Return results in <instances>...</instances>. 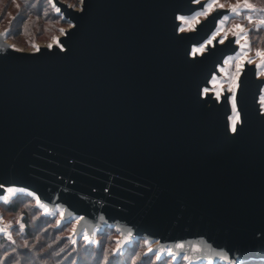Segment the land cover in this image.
Wrapping results in <instances>:
<instances>
[{
  "label": "water",
  "instance_id": "water-1",
  "mask_svg": "<svg viewBox=\"0 0 264 264\" xmlns=\"http://www.w3.org/2000/svg\"><path fill=\"white\" fill-rule=\"evenodd\" d=\"M56 4L69 24L56 36L65 51L54 42L17 51L0 30V203L23 194L44 216L76 218L71 241L113 228L118 252L142 238L160 255L184 241L188 254V241L203 240L212 264L264 260L259 62H245L237 92L245 126L233 136L229 101L201 93L219 88L212 81L224 79L239 46L215 42L193 54L230 8L183 29L178 17L201 10L192 0ZM7 187L27 191L6 202Z\"/></svg>",
  "mask_w": 264,
  "mask_h": 264
},
{
  "label": "rangeland",
  "instance_id": "rangeland-1",
  "mask_svg": "<svg viewBox=\"0 0 264 264\" xmlns=\"http://www.w3.org/2000/svg\"><path fill=\"white\" fill-rule=\"evenodd\" d=\"M64 1L68 2L69 4L75 7H78L80 2V0H64ZM208 2H210V0H208ZM219 2L225 4L226 7H229V5L236 3L237 0H219ZM251 2L254 4L256 8V11L252 14L254 16L264 15V12L260 11L261 9H264V0H251ZM50 7L51 6L47 3V0H0V30H5L7 33L6 39L12 45L14 44L17 48L20 49L32 50L34 49L33 44L35 45L49 44L53 42L52 39L53 37H56L58 34L61 33V29H64L66 26L69 25L67 22L61 23L58 19L54 20L52 15L54 14L53 12L55 11L52 7L51 8ZM191 17L192 15L188 16L187 19L191 21ZM228 17L229 19L224 24L225 31H227L229 28L232 27V25L237 23L243 24L246 29H251L253 27L252 25L248 24L246 19H244V15L236 16L235 14L232 13L231 15H228ZM191 27H192L191 24L185 22L182 25L183 29H188ZM249 39L251 42L252 50L248 54L253 58L254 62H259V58L255 56V49L257 48L264 49V27H262L259 32L256 31H252V33L249 32ZM241 41L244 42L243 40ZM238 54L239 52L234 56H231L233 57L232 62H227L228 61L227 59L226 67L224 68L223 71L224 79L217 80L218 82L217 86L221 87L225 85L228 87L227 74L230 71H234L235 57ZM213 81L212 83L214 84ZM17 192L18 191L14 193H8L7 198L13 196ZM24 210L27 211L26 213L29 214V218L31 219V224H30L31 226L30 232L32 233L31 236H29L28 233L27 234L24 233L25 229L22 220L23 217L22 211ZM0 216H1V220L6 224V229L5 231H2V233L5 236H7L8 239L3 234H0V236L5 237L6 241L9 242L8 245L0 241L1 242L0 264H5L3 262L4 259L3 257H6L7 255L5 254L6 253L5 249L9 250L11 248L10 245L13 244L15 245L18 244L19 246L21 245L23 246L22 248L32 247L33 249L37 245L34 251L40 258L39 259L40 264H53L48 257H43V256H45L49 251V246H53L56 242H61L63 240V237L65 236H67V238L70 237L72 228L76 221V218H72L69 222H59L58 221L59 213L58 211H56L55 216L53 217L54 220L53 224H50L49 222H45V221H43V223L38 222L40 221V219L37 217V214L34 213L32 209H29V203L27 202L22 203L20 210L15 213L7 210H2L0 208ZM45 217L48 218L50 216H45ZM21 225L23 227H21ZM66 225H68L67 229L65 230L66 234H62V233L55 234V232H53V228H59L61 226H66ZM9 236L11 238H9ZM83 236L84 235H81L80 238L78 239L73 238V241H75L76 243L79 239H82ZM117 236L118 234L116 232L114 235L111 236V239L114 242L113 249L115 248L116 245L115 238ZM98 238L99 237L97 234L96 239L94 241L96 242L101 241L98 240ZM106 239H107L106 241H108L109 237H106ZM138 239L139 238H137L136 240ZM142 241L144 243L145 240L142 239ZM91 244L96 245L97 243H91ZM147 248L148 245H145L144 253H147ZM3 249L4 252L1 253ZM60 251L61 249H59L56 253H59ZM52 254L50 253V255ZM62 255L66 256V254H62V253L61 255L59 254V256H57L56 259L57 262L55 264L59 263L60 258L63 257ZM136 255L133 256L132 260L137 258ZM160 256L170 258L169 255L167 254H163ZM65 261L66 258H63L60 264H66ZM16 263L14 262V264ZM25 264H29V263H25ZM149 264H153V262Z\"/></svg>",
  "mask_w": 264,
  "mask_h": 264
},
{
  "label": "snow or ice",
  "instance_id": "snow-or-ice-1",
  "mask_svg": "<svg viewBox=\"0 0 264 264\" xmlns=\"http://www.w3.org/2000/svg\"><path fill=\"white\" fill-rule=\"evenodd\" d=\"M81 4L84 3V0H80ZM192 2L201 9L200 11H196L192 17L191 21H189L185 16L181 15L178 17L179 20L184 21L185 23H189L193 26L198 24L199 18L201 16L208 17L211 13H213L214 9H224L226 7L225 4L220 3L219 0H210L207 3H201V0H192ZM47 3L55 10V12L59 13L61 11L60 7H57L56 0H47ZM230 11L235 14L236 16L244 15V19L247 20L249 25L253 27L251 29H246L243 24H234L231 28L225 31L224 24L229 19V17L223 13L219 14L218 19V30L214 31L212 35L204 41L203 44H200L198 47L194 48L193 54L196 53H203L206 47L214 46L215 42L219 44H225L227 41L228 43L235 44L239 46V54L235 57V69L234 71H230L227 74V81H228V88L224 89L222 87L216 88L214 90H210L208 88H204L202 90V95H209L210 91L214 92V96L216 100L226 99L230 103V109L232 115L228 117L230 124L227 127V131L230 132L233 136L240 135L241 130L245 126V119L243 113V109L240 107V100L238 99L237 92L241 90V76L245 69V62L251 65L254 63L253 58L248 54L251 49V42L249 39V32L256 31L259 32L262 27H264V15L254 16L252 13L256 11L254 4L251 0H237L236 3L229 5ZM264 12V9L260 10ZM183 31V29H181ZM61 32H64V29H61ZM229 33L234 38L229 40ZM221 34H223L221 38ZM53 42L60 48L61 51H65L64 45L59 41V38L53 37ZM241 40L244 42L241 43ZM10 48L19 51L16 49V46L10 45ZM47 48H52L53 44L49 43ZM33 48L35 51H41L38 45L33 44ZM255 56L259 58V63L255 64L256 75L259 77L264 78V49L257 48L255 49ZM233 57H228L227 62H232ZM221 71H224L221 68ZM214 83H218L217 81H213ZM261 83H264V79L261 80ZM259 100H258V109H257V116L261 121H264V87L258 90ZM5 185L0 183V190L4 189ZM16 191H27L26 189H16L14 187H7V192L14 193ZM107 191V189H105ZM5 201L7 202V197H5ZM36 203L39 207L44 208L45 212L48 211L46 204L42 203L39 198H37ZM83 219V217H80ZM21 227H23L21 225ZM0 231H5V229H0ZM75 231V229H73ZM132 235L131 232L128 233L130 237ZM9 238H11L9 236ZM83 240L85 244L97 243L93 241L91 236L87 233L83 236ZM75 243V241H72ZM145 245L149 243V241H144ZM189 245L188 254H184L183 250L185 249V242L180 241L176 242L173 245V248L179 250L177 252L173 251V248L167 249L168 255L172 261H176L179 256H182L184 261H187L188 264L191 262L199 259H208L206 252L211 251V246L204 243L203 240H200L198 243H193L191 241L187 242ZM122 249L121 242H117L116 247L112 250V254H117L118 251ZM164 251V249H159V251H155L152 247L147 248V253H153L155 255V259L157 261H161V264L164 262L161 260V256L159 252ZM73 264H77L76 261H73ZM208 264H212L211 259H208Z\"/></svg>",
  "mask_w": 264,
  "mask_h": 264
},
{
  "label": "trees",
  "instance_id": "trees-1",
  "mask_svg": "<svg viewBox=\"0 0 264 264\" xmlns=\"http://www.w3.org/2000/svg\"><path fill=\"white\" fill-rule=\"evenodd\" d=\"M53 13L54 14L52 16L54 20L58 19L61 23L64 22L61 19L60 15L56 14L55 12ZM250 33H252V31H250ZM25 202L29 203V209H32L34 213L37 214V217L40 219V221L38 222L43 223V221H45L49 222L50 224L54 223L53 217L47 218L41 214V211L35 206L34 200L28 195H16L8 203H0V208L2 210H7L15 213L20 210L22 203ZM22 212V220L25 229L24 233H28L29 236H31V219L29 218V214L26 213L27 211L24 210ZM67 227L68 225L61 226L59 228H53V232H55V234H66L65 230L67 229ZM114 234L115 230L113 228H105L98 234V240L101 241H98L96 245L85 244L83 239H79L75 244H73L69 240V238L65 236L63 237V240L61 242H56L53 246H49V251L43 257H48L53 264L57 262V256H59V254L61 255V253L66 254V256L62 255L63 257L60 258V261L57 264H60L63 258H66V264H73V261H76L77 264H149L151 262H153V264H161V261H157L155 259V255L144 253L145 245L141 238H139L138 240H134L132 245L128 246L125 251L118 252L117 254L113 255L112 250L114 242L111 239V236ZM106 237H109L108 241H106ZM0 241L9 245V242L6 241L5 237L0 236ZM10 247L11 248L9 250L5 249V254H7L6 257H3V262L5 264H14V262H17L16 264H40V258L34 251L37 245L34 247V249L32 247L22 248L23 246H19L18 244L10 245ZM59 249H61V251L59 253H56ZM2 252H4V249L1 251V253ZM50 253L53 254L50 255ZM135 255L137 258L132 260L133 256ZM161 260L164 262V264H186V261H184L183 259L172 261L168 257H161ZM216 264L224 263L217 262ZM239 264H264V260L249 259Z\"/></svg>",
  "mask_w": 264,
  "mask_h": 264
},
{
  "label": "bare ground",
  "instance_id": "bare-ground-1",
  "mask_svg": "<svg viewBox=\"0 0 264 264\" xmlns=\"http://www.w3.org/2000/svg\"><path fill=\"white\" fill-rule=\"evenodd\" d=\"M215 80V79H214Z\"/></svg>",
  "mask_w": 264,
  "mask_h": 264
}]
</instances>
